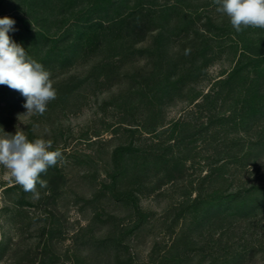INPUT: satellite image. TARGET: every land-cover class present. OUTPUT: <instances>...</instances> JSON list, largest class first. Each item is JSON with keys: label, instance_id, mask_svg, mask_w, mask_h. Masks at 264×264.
Instances as JSON below:
<instances>
[{"label": "trees", "instance_id": "1", "mask_svg": "<svg viewBox=\"0 0 264 264\" xmlns=\"http://www.w3.org/2000/svg\"><path fill=\"white\" fill-rule=\"evenodd\" d=\"M15 1L0 0V18L15 21L8 35L51 73L57 93L43 115H31L24 134L30 142L51 140L63 159L41 173L48 186L37 184L38 200L14 181L3 188L13 234L5 240L0 224V264H142L130 252L148 222L140 196L179 180L185 162L198 159L206 172L194 196L183 186L167 224L180 227L149 264H244L253 251L264 261V181H228L264 159V29L237 32L226 15L213 16L214 0ZM213 64L226 67L205 89ZM111 88L116 93L100 98ZM91 97L99 109H113L110 137L94 127L82 146L68 148L69 134L58 125ZM178 100L179 115L166 121V107ZM25 103L0 85V130ZM72 171L87 188L90 216L61 251L56 243L67 228L53 206Z\"/></svg>", "mask_w": 264, "mask_h": 264}, {"label": "rangeland", "instance_id": "2", "mask_svg": "<svg viewBox=\"0 0 264 264\" xmlns=\"http://www.w3.org/2000/svg\"><path fill=\"white\" fill-rule=\"evenodd\" d=\"M13 2H16L13 0ZM14 4V3H13ZM217 5L212 4L211 10L214 17H219L223 14L216 11ZM144 61H139L142 64ZM225 64H213L209 66L206 77L207 81H203V88H207L209 84L220 76ZM82 71V66L79 67ZM116 88H111L109 91H104L102 96H111L116 93ZM88 103L82 104V99L78 100V106H72L71 111L62 117L61 124L58 125L65 132L69 134L67 137V147L76 148L82 146V136L86 133H90L92 128H98L100 138H109L110 129L115 125V116L113 109L110 106H106L104 110L99 109L94 103L93 98H88ZM184 102L177 101V104L167 106L164 114L165 120H171L176 118ZM112 109V110H111ZM27 110L13 114L14 118L11 121L10 126L0 130V135L4 133L15 134L16 131H22L25 133L26 125L32 120L31 115L26 114ZM110 124L108 130L103 131L100 128H105ZM37 131L38 126L33 127ZM84 134V135H83ZM184 176L177 181H169L147 195H142L139 198V207L142 212L147 214V224L141 228L130 240V252L133 254L134 259L142 264H149V258L153 256L157 258L160 256L169 246L170 241L174 238L176 232L180 227V221L173 223L171 227L167 228L171 220L174 218L173 208L182 199L181 192L184 191L183 186L190 188L189 194L194 196L195 191L193 186L199 181V178L206 172V166L198 159L194 162L186 161L184 164ZM74 171V170H73ZM69 172L67 177L71 178L69 187L64 188L61 198L54 205L60 213V220H62L63 226L67 228V232L64 235V239L61 242L57 241L56 246L58 250H64V247L71 243L72 234L75 233L83 224L86 223L90 216V208L87 204H83L82 183H76V176L74 172L80 176L81 171ZM227 173L233 171L232 167L226 168ZM234 180L233 185L238 183H256L264 181V159L259 161L255 166H249L245 168H238L234 175L228 177V181L232 178ZM81 181V180H80ZM12 183L8 179L6 170L0 166V224L3 226L5 240H8L13 234V220L11 213L4 211L5 199L3 188ZM76 200V201H75ZM27 211L36 210V207L25 205ZM115 212H120V207L113 209ZM260 224H264V218L260 220ZM168 230V231H167ZM157 256V257H156ZM244 264H264L263 257L259 251L251 252Z\"/></svg>", "mask_w": 264, "mask_h": 264}, {"label": "clouds", "instance_id": "3", "mask_svg": "<svg viewBox=\"0 0 264 264\" xmlns=\"http://www.w3.org/2000/svg\"><path fill=\"white\" fill-rule=\"evenodd\" d=\"M216 11L226 15L232 27L240 32L244 28L264 29V0H214ZM15 21L9 17L0 18V85L20 92L26 103V114L43 115L49 101L55 100L57 93L50 79L51 73L36 60L27 56L25 49L14 42L8 33L16 31ZM190 49L185 50V55ZM52 141L37 138L29 141L22 131L0 135V166L8 179L31 192L38 200L40 188H47L46 180L40 179L50 166L63 159L62 152L50 150Z\"/></svg>", "mask_w": 264, "mask_h": 264}]
</instances>
